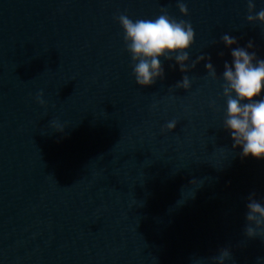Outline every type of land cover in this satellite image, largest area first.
Returning a JSON list of instances; mask_svg holds the SVG:
<instances>
[{
  "label": "water",
  "instance_id": "obj_1",
  "mask_svg": "<svg viewBox=\"0 0 264 264\" xmlns=\"http://www.w3.org/2000/svg\"><path fill=\"white\" fill-rule=\"evenodd\" d=\"M182 2L187 15L177 0H0V264H217L224 249V264H264V236L245 233L264 159L223 128L220 42L264 58V24L248 0ZM161 7L191 23L190 61L210 54L216 78L201 61L175 88L162 58L164 78L136 84L115 17Z\"/></svg>",
  "mask_w": 264,
  "mask_h": 264
},
{
  "label": "clouds",
  "instance_id": "obj_2",
  "mask_svg": "<svg viewBox=\"0 0 264 264\" xmlns=\"http://www.w3.org/2000/svg\"><path fill=\"white\" fill-rule=\"evenodd\" d=\"M176 6L182 15L188 14L187 5L182 0H177ZM247 8L248 22L264 24V8L255 11L254 0H248ZM115 18L123 29V40L133 62L132 75L137 85L151 86L158 78H164L162 58L173 61L174 65L169 66H177L183 74L176 81L175 88L190 89L191 81L186 73L201 61H204L207 74L216 78L210 54L202 53L190 61L187 49L193 44L195 35L190 22L171 17L164 7L154 19L133 20L126 14ZM220 42L230 50L231 56L230 62L224 61L221 73L222 93L226 98L223 128L229 133L233 147L240 149L242 157L264 159V58L252 50L254 43L251 39L240 46L237 37L225 33ZM218 55L222 57L224 53L221 51ZM36 99L42 105L45 103L41 94H37ZM175 127L176 121L171 120L162 131ZM247 199L245 233L249 237L264 236V202L256 199L255 193ZM229 255L227 249L221 250L219 257L215 258L217 264H224Z\"/></svg>",
  "mask_w": 264,
  "mask_h": 264
}]
</instances>
